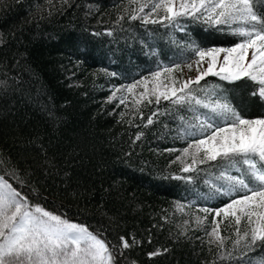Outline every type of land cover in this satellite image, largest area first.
I'll return each instance as SVG.
<instances>
[{
	"label": "snow or ice",
	"instance_id": "6c2138e0",
	"mask_svg": "<svg viewBox=\"0 0 264 264\" xmlns=\"http://www.w3.org/2000/svg\"><path fill=\"white\" fill-rule=\"evenodd\" d=\"M70 3L71 0H59L57 6L53 0H48L46 5L36 6L35 18L43 21L62 13ZM259 3L260 0L257 3L254 0H127L122 10L117 11L112 27H104L102 33L94 27L82 26L93 36L111 37L115 31L131 32L126 24L138 21L141 25H159L172 35L175 29L185 32L182 23L185 21L226 30L236 38L237 42L229 46L201 47L189 36L179 42L175 60L163 66L158 62L155 70L130 83L110 86L111 95L106 98L112 101L119 93L120 103L126 108H135L131 116L139 115L145 126L151 125L161 114V101L168 105L165 111L175 108L191 113L187 117L177 115V126L170 129L186 141L185 146L168 151L179 153L174 161H169L180 165L178 172L171 173L172 177L193 186L196 200L176 202V210L190 218L177 224L168 235L172 243H178L190 235V230H200L206 238L201 243L215 245L216 249L212 259L203 258L200 264H264V112L242 114L222 83L202 82L209 74L227 82L243 84L250 80L255 89L251 95L264 105V10L258 9ZM260 7L264 8V4ZM94 10L98 11V6L90 5L85 16L93 15ZM141 45L147 47L143 41ZM11 59L13 69L24 68L26 65L20 62L27 60V52H13ZM0 65L8 69L7 58H0ZM184 67L190 72L195 69V75L185 78ZM10 71L11 74L5 72L0 79V99H10L23 87L20 73ZM110 75L118 74L113 71ZM141 85L143 90L137 92V86ZM129 99L131 104L126 103ZM154 101L155 110L145 118L139 106L141 103L151 105ZM41 111L45 115L43 127L36 124L26 133L16 123L4 130L3 139L15 145V154L0 147V173H4L0 174V264H143L128 252L143 248L146 242L153 244L151 230L163 229L164 222H170L167 214L160 216V223L155 222L153 214V222L143 234L122 229L126 213L110 214L105 209V196L114 188H107L101 182L96 207L106 217V225L93 228L65 214L64 205L56 200H51L50 204L35 202L40 199L39 189L32 188L26 193L25 189L30 187L28 181L36 183L34 176L42 175L45 179L51 176L58 186L69 190L74 199L97 201L95 178L86 180L77 172L83 146L63 141L59 131L63 117L54 107L46 105ZM124 115L121 112V116ZM142 137L143 132L137 131L133 142ZM198 180L204 191L199 190ZM241 192L245 194H239ZM221 198L227 202L219 207H208L209 202ZM193 203L197 212H187ZM200 212L212 214L210 229L203 227L207 216ZM221 220L234 221V238L222 234ZM108 229H120L114 243L108 238L111 234ZM195 239L201 240V237ZM228 239H231L230 248L225 244ZM257 250L261 253L259 256L254 255ZM171 251V243L155 244L144 251V256L152 261ZM201 251L198 249L195 255L199 256Z\"/></svg>",
	"mask_w": 264,
	"mask_h": 264
},
{
	"label": "trees",
	"instance_id": "16d2710c",
	"mask_svg": "<svg viewBox=\"0 0 264 264\" xmlns=\"http://www.w3.org/2000/svg\"><path fill=\"white\" fill-rule=\"evenodd\" d=\"M47 2L0 0V35L3 36L0 58H7L8 63V69L0 65V79L5 72L11 74L10 70H14L24 80L19 92L10 99H0V147L15 154V145L3 139L5 128L19 123L27 133L36 124L43 127L45 115L41 109L46 105L54 107L63 117L59 130L63 141L83 146L77 172L82 173L86 180L95 178L97 201L74 199L69 190L58 186L51 176L47 179L42 175L34 176L36 183L29 180L30 187L25 189L26 193L37 188L40 199L35 202L50 204L51 200H56L64 205L62 211L65 214L96 228L106 225V217L96 207L102 182L105 187L114 188L105 196V209L110 214L126 213L122 229L143 234L153 222V214L156 223L161 222L160 216H169L170 222H164L163 229L151 230L153 244L146 242L143 248L131 249L128 252L130 257H138L143 264H200L203 258L212 259L215 245L202 244L201 241L206 238L200 230H190V235L181 238L178 243H172L168 235L177 228V224L183 223L181 214L175 208L176 202L196 200L192 194L193 186L172 177L171 173L178 172L180 165L169 163L174 161L178 152L168 151L185 146L186 141L175 136L170 129L177 126V115L187 117L191 113L175 108L165 111L168 105L161 101V114L154 118L151 125L145 126L139 115L131 116L135 108H127L123 112L121 106L106 98L111 95L110 86L130 83L140 75L155 70L158 62L163 66L169 60H175L179 42L186 41L189 36L201 47L229 46L237 42L236 38L226 30L185 21H182L185 32L175 29L172 35L159 25H141L137 21L126 24L131 32L121 30L115 31L111 37L104 34L93 36L82 26L94 27L102 33L104 27H112L117 11L122 10L127 0H71L70 6H65L62 13L38 21L35 18L36 6L46 5ZM53 2L59 5V0ZM260 4H264V0L257 4L259 10H264ZM90 5H97L98 11L94 10L93 15L86 17ZM141 41L147 47L142 46ZM16 51L27 52V60L20 62L26 67L13 69L11 56ZM113 71L118 75L112 77L110 73ZM202 82L222 83L229 92L231 102L242 114L264 112V105L251 95L255 89L252 86L254 82L250 80H245L243 84L227 82L209 74ZM156 106L155 101L151 105L141 103L139 110L146 118ZM121 112L125 115L121 116ZM137 131L143 132V137L133 142ZM232 174L235 175V171ZM5 178L8 179V176L5 175ZM197 186L200 191L205 190L199 180ZM225 202V198L217 199L209 202L208 207H219ZM190 208L196 209L195 203ZM108 231L111 233L108 238L114 243L116 232L120 229ZM221 232L234 238V233L223 226ZM195 237H201V240ZM170 243L172 251L167 256L152 261L145 258V250L155 244L167 246ZM225 244L230 248L231 239ZM198 249H202L199 256L195 255ZM260 254L258 250L254 252L256 256Z\"/></svg>",
	"mask_w": 264,
	"mask_h": 264
},
{
	"label": "rangeland",
	"instance_id": "374dc122",
	"mask_svg": "<svg viewBox=\"0 0 264 264\" xmlns=\"http://www.w3.org/2000/svg\"><path fill=\"white\" fill-rule=\"evenodd\" d=\"M249 58H250V53H249ZM180 73L177 72V75H179ZM183 75L184 77H188V76H192V75H195V69H193L191 72L187 69V67H184L183 68ZM143 90V86H137V89L136 91L139 92ZM120 94L118 93L117 96L113 97V101L114 103L117 105V106H121L123 112L127 110V108L120 103ZM132 102L131 99H129L128 101H126L127 104H130ZM179 154V153H178ZM187 212L189 213H192V212H197V209H191V208H187L186 209ZM179 214H181V219H182V222L185 220V219H189L190 217L188 215H185L183 212H180V211H177ZM200 215H203V216H207V220L205 221V224L203 225L205 229H210L212 227V223H211V217H212V214L211 213H203V212H200L199 213ZM234 224V221H232L231 223H228L226 222L225 220H221L220 221V226L224 227L225 230H228L229 231H232V226ZM244 229V225L243 223L241 224V230L243 231ZM233 232V231H232Z\"/></svg>",
	"mask_w": 264,
	"mask_h": 264
}]
</instances>
